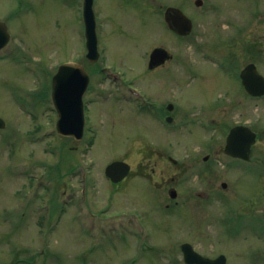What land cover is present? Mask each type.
I'll list each match as a JSON object with an SVG mask.
<instances>
[{"label":"rangeland","instance_id":"obj_1","mask_svg":"<svg viewBox=\"0 0 264 264\" xmlns=\"http://www.w3.org/2000/svg\"><path fill=\"white\" fill-rule=\"evenodd\" d=\"M82 1L0 0L11 34L0 52V264H185L183 242L264 264V96L236 72L252 61L264 75V0H94L97 62L85 56ZM168 6L192 19L189 36L167 28ZM156 46L172 57L149 70ZM67 60L90 74L81 140L54 131L51 77ZM128 82L172 103L176 119L135 108ZM236 124L258 134L250 162L223 151ZM115 159L131 165L118 183L104 174Z\"/></svg>","mask_w":264,"mask_h":264},{"label":"water","instance_id":"obj_2","mask_svg":"<svg viewBox=\"0 0 264 264\" xmlns=\"http://www.w3.org/2000/svg\"><path fill=\"white\" fill-rule=\"evenodd\" d=\"M202 0H195L196 5H201ZM93 0H84L83 18L86 35V57L92 61L99 56L97 50V36L95 32V17L92 8ZM165 20L169 27L178 34H188L192 29L191 20L176 7H169L165 11ZM6 24L0 20V48L9 39ZM169 58L168 52L162 47L154 48L150 53L148 66L153 68ZM245 89L252 95L264 94V76L256 70L253 63L247 64L240 74ZM89 82V75L84 67L75 62H66L59 65L57 72L52 77V96L59 113L57 122L58 131L64 135L81 138L84 126L83 94ZM4 121L0 118V127ZM255 141V133L248 127L237 125L229 131L226 139L225 151L233 156L244 159L249 158L250 147ZM130 165L124 161H113L105 168V174L113 181L118 182L129 172ZM225 187L226 184L222 183ZM170 196L175 197L176 191L171 190ZM183 257L189 264H225L226 257L220 254L210 259L197 253L189 243L181 245Z\"/></svg>","mask_w":264,"mask_h":264},{"label":"flooded vegetation","instance_id":"obj_3","mask_svg":"<svg viewBox=\"0 0 264 264\" xmlns=\"http://www.w3.org/2000/svg\"><path fill=\"white\" fill-rule=\"evenodd\" d=\"M161 67H163V65H160V66H158V67H156V68H161ZM156 68H154V69H156ZM150 70H153V69H150ZM150 100H153L151 97H148ZM172 109H173V107H172ZM174 111V110H173ZM153 113H154V115L156 116V115H158V113L160 114V113H162V111H153ZM167 206H168V204H167ZM173 210V209H172Z\"/></svg>","mask_w":264,"mask_h":264}]
</instances>
